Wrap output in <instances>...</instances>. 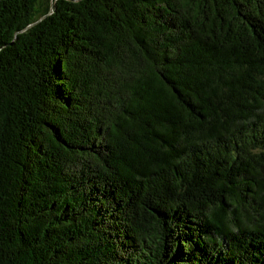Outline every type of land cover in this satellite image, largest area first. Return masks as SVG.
<instances>
[{"label": "trees", "instance_id": "obj_1", "mask_svg": "<svg viewBox=\"0 0 264 264\" xmlns=\"http://www.w3.org/2000/svg\"><path fill=\"white\" fill-rule=\"evenodd\" d=\"M264 0H0V264H264Z\"/></svg>", "mask_w": 264, "mask_h": 264}, {"label": "water", "instance_id": "obj_2", "mask_svg": "<svg viewBox=\"0 0 264 264\" xmlns=\"http://www.w3.org/2000/svg\"><path fill=\"white\" fill-rule=\"evenodd\" d=\"M264 173V172H263Z\"/></svg>", "mask_w": 264, "mask_h": 264}]
</instances>
